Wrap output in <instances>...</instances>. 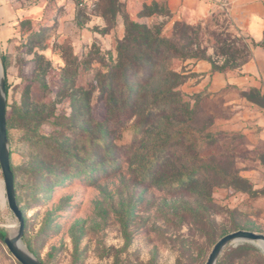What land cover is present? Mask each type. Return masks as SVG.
I'll return each mask as SVG.
<instances>
[{
    "label": "rangeland",
    "instance_id": "374dc122",
    "mask_svg": "<svg viewBox=\"0 0 264 264\" xmlns=\"http://www.w3.org/2000/svg\"><path fill=\"white\" fill-rule=\"evenodd\" d=\"M0 1L10 163L41 262L204 264L225 234L264 233L263 144L219 125L231 112L217 93L187 86L194 63L236 71L250 58L226 14L162 8L144 24L121 0ZM10 221L0 202L4 235ZM3 237L0 264H20ZM236 244L217 264H264L256 244Z\"/></svg>",
    "mask_w": 264,
    "mask_h": 264
},
{
    "label": "crops",
    "instance_id": "0c3cea01",
    "mask_svg": "<svg viewBox=\"0 0 264 264\" xmlns=\"http://www.w3.org/2000/svg\"><path fill=\"white\" fill-rule=\"evenodd\" d=\"M121 2L128 17L144 24L166 19L168 16L162 14V8L175 20L202 19L215 10L222 11L228 16L229 29L245 36L249 41L250 58L236 71L213 72L209 62L194 63L190 66V72L194 77L189 79L187 86L194 83V87L189 88L192 93L210 94V97L217 93L222 107L231 112L230 120L220 121L219 125L230 132L233 130L231 134L247 135L251 143H262L264 148V107L241 94L227 91V88L232 86L241 92L258 89L264 93V0H121ZM151 5L154 6L153 11L143 13L144 9ZM257 155L264 158V149ZM262 166L264 167V164Z\"/></svg>",
    "mask_w": 264,
    "mask_h": 264
},
{
    "label": "water",
    "instance_id": "95a60500",
    "mask_svg": "<svg viewBox=\"0 0 264 264\" xmlns=\"http://www.w3.org/2000/svg\"><path fill=\"white\" fill-rule=\"evenodd\" d=\"M6 106L7 100L4 68L0 59V169L3 175L5 201L16 218V221H14L16 227L14 235L12 237L4 235L3 241L10 253L20 264H44L29 250L22 239L24 232V218L16 200L14 174L10 163V149L6 125ZM243 241L254 244H256V242L264 243V233L240 229L225 234L214 243L204 264H217L219 255L228 244Z\"/></svg>",
    "mask_w": 264,
    "mask_h": 264
},
{
    "label": "trees",
    "instance_id": "16d2710c",
    "mask_svg": "<svg viewBox=\"0 0 264 264\" xmlns=\"http://www.w3.org/2000/svg\"><path fill=\"white\" fill-rule=\"evenodd\" d=\"M139 27L146 28L143 25H140ZM150 64L152 65V61L150 62ZM149 69H150V66H149ZM149 69H146L143 72V76L140 77L141 79H143V80L146 79V75H148V73L150 72ZM5 89H6V93H7L8 84L6 82V79H5ZM240 94L245 96L248 100L258 104L259 106L264 107V93H261L258 89H251L247 92H241ZM162 96H165V94ZM153 107H154V105H153ZM6 110H7V106H6ZM6 125H7V120H6ZM7 136H8V131H7ZM11 169H12V166H11ZM3 236H4V234L2 232H0V237H3ZM28 248L31 251V248L30 247H28Z\"/></svg>",
    "mask_w": 264,
    "mask_h": 264
},
{
    "label": "bare ground",
    "instance_id": "6f19581e",
    "mask_svg": "<svg viewBox=\"0 0 264 264\" xmlns=\"http://www.w3.org/2000/svg\"><path fill=\"white\" fill-rule=\"evenodd\" d=\"M0 202L2 204H5V193H4V187L2 182L0 181ZM6 227V226H5ZM16 231L15 223L13 221H10L7 225V235L12 237ZM237 243V242H236ZM236 243H233L237 245ZM256 245L264 251V243L262 242H256Z\"/></svg>",
    "mask_w": 264,
    "mask_h": 264
},
{
    "label": "built area",
    "instance_id": "2783aa9c",
    "mask_svg": "<svg viewBox=\"0 0 264 264\" xmlns=\"http://www.w3.org/2000/svg\"><path fill=\"white\" fill-rule=\"evenodd\" d=\"M61 1L72 2V3L77 4L78 6H82L84 0H61Z\"/></svg>",
    "mask_w": 264,
    "mask_h": 264
}]
</instances>
